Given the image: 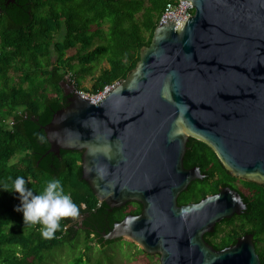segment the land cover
Returning <instances> with one entry per match:
<instances>
[{
	"label": "water",
	"instance_id": "1",
	"mask_svg": "<svg viewBox=\"0 0 264 264\" xmlns=\"http://www.w3.org/2000/svg\"><path fill=\"white\" fill-rule=\"evenodd\" d=\"M177 1L193 15L177 24L162 16L103 97L91 102L59 84L67 106L41 127L47 154L79 153L81 180L108 210L141 207L99 233L102 243L124 240L158 264H259L252 235L222 251L202 238L246 210L236 192L181 207L176 199L197 178L182 164L189 138L230 177L264 190V0Z\"/></svg>",
	"mask_w": 264,
	"mask_h": 264
},
{
	"label": "trees",
	"instance_id": "2",
	"mask_svg": "<svg viewBox=\"0 0 264 264\" xmlns=\"http://www.w3.org/2000/svg\"><path fill=\"white\" fill-rule=\"evenodd\" d=\"M174 1L13 0L6 5L0 0V181L23 176L25 187L39 193L49 180L59 179L80 209L77 217L88 215L103 231L108 211L81 180L80 154L60 152L58 158L47 154L49 145L41 127L67 106L59 84L68 77L81 91L83 79L93 74L96 58L104 59L107 68L93 79L89 90L81 92L95 94L124 79L138 62L139 51L149 46L165 5ZM94 40L100 43L92 48ZM75 48L76 53L66 57ZM198 144L213 156L207 146ZM215 166L221 179L233 180L217 162ZM244 184L251 189L242 194L247 221L264 243V190ZM18 197L0 190V264H34L41 252L75 239L78 233L68 226L70 218L61 221L52 239H44L40 225L24 224L23 214L14 210L20 204ZM132 204L135 209L130 213L138 214L141 207ZM83 235L87 240L88 235ZM99 239L93 241L105 246ZM256 252L264 264V248Z\"/></svg>",
	"mask_w": 264,
	"mask_h": 264
},
{
	"label": "flooded vegetation",
	"instance_id": "3",
	"mask_svg": "<svg viewBox=\"0 0 264 264\" xmlns=\"http://www.w3.org/2000/svg\"><path fill=\"white\" fill-rule=\"evenodd\" d=\"M65 80H67V78H65ZM197 142L199 143L197 140L191 138L188 139L182 161L183 168L187 171H196L197 178L191 181L186 190L178 195L176 199L177 206L181 207L191 204H198L206 197L216 195L220 189L228 188L231 191L236 192L240 196L242 203L246 207V210L240 215H234L228 220H223L217 223L213 227V230L211 232L204 233L202 238L203 241L214 251H222L224 249L233 247L237 241L245 235H252V243L255 254L257 255L256 251H261L262 248H264V243L260 240L261 238H258L255 230L252 229V224L247 221L249 220L248 206L245 200L242 198V194L248 193L251 189L244 184V181H240L235 178L229 181L221 179L215 166L216 162L220 165L216 156L209 148L208 149L212 152L213 156L207 149L199 147ZM199 173L200 175L204 176L200 180ZM215 186L217 187L216 191H214ZM134 209L135 205L132 203H127L119 209H107L108 213L104 216L103 222L101 224L103 228V231L101 232H99V230H97V226L89 220L88 215L75 218L70 217L68 226L73 229L74 233L87 234L88 239H91L92 241L97 239L98 241L100 238L98 235L99 233H107L115 223L120 222L124 217L136 216L140 213L131 214L130 212ZM118 215H122V217L118 218ZM113 217L114 220H112ZM254 226H256L255 222ZM99 240H101V238ZM102 244L106 245L107 242ZM156 264H158V261Z\"/></svg>",
	"mask_w": 264,
	"mask_h": 264
},
{
	"label": "rangeland",
	"instance_id": "4",
	"mask_svg": "<svg viewBox=\"0 0 264 264\" xmlns=\"http://www.w3.org/2000/svg\"><path fill=\"white\" fill-rule=\"evenodd\" d=\"M106 28L104 26L102 29L106 30ZM99 43L94 40L92 48ZM76 50L78 49L69 50L66 57L74 55ZM91 66L93 74L91 77L83 79L81 91L89 90L93 79L102 69L107 68L106 62L100 57L96 58ZM15 161L14 159L13 162ZM77 260L80 262L79 264H156L158 261L157 256H147L135 245L124 240L113 242L100 249L94 241L86 240L82 233H78L75 239L64 242L50 251L41 252L36 257L34 264H73Z\"/></svg>",
	"mask_w": 264,
	"mask_h": 264
},
{
	"label": "clouds",
	"instance_id": "5",
	"mask_svg": "<svg viewBox=\"0 0 264 264\" xmlns=\"http://www.w3.org/2000/svg\"><path fill=\"white\" fill-rule=\"evenodd\" d=\"M44 139L43 136L40 137ZM23 176H17L10 182L0 181V190L18 193L20 204L14 210L23 214L24 224L40 225L44 239H52L61 227V221L66 218H75L79 215V207L71 196L65 193L59 179H51L39 193L26 188Z\"/></svg>",
	"mask_w": 264,
	"mask_h": 264
},
{
	"label": "built area",
	"instance_id": "6",
	"mask_svg": "<svg viewBox=\"0 0 264 264\" xmlns=\"http://www.w3.org/2000/svg\"><path fill=\"white\" fill-rule=\"evenodd\" d=\"M165 15L170 16L171 18H175V24H177L179 21H184L185 19H188L189 17H191L193 15V8L190 6L189 3L180 2L176 0L174 2H169L165 5L163 13L159 19V22L162 16H165ZM67 80L70 82L68 77H67ZM70 84L73 85V82H70ZM114 84L105 86L100 92H97L95 94H87L81 91H78V93L81 95V97L91 102H95L99 98L103 97L105 93L108 91V89Z\"/></svg>",
	"mask_w": 264,
	"mask_h": 264
}]
</instances>
